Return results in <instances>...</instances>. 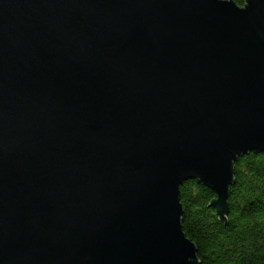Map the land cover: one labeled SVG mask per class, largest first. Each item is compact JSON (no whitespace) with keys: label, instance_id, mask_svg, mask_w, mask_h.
<instances>
[{"label":"water","instance_id":"1","mask_svg":"<svg viewBox=\"0 0 264 264\" xmlns=\"http://www.w3.org/2000/svg\"><path fill=\"white\" fill-rule=\"evenodd\" d=\"M251 152L264 0H0V264H197L179 188Z\"/></svg>","mask_w":264,"mask_h":264},{"label":"trees","instance_id":"2","mask_svg":"<svg viewBox=\"0 0 264 264\" xmlns=\"http://www.w3.org/2000/svg\"><path fill=\"white\" fill-rule=\"evenodd\" d=\"M232 173L223 219L211 207L209 187L194 180L179 188L182 233L195 245L197 264H264V153L240 156Z\"/></svg>","mask_w":264,"mask_h":264}]
</instances>
